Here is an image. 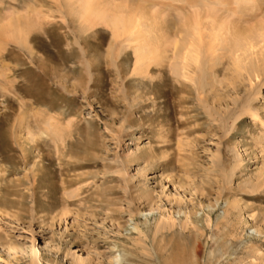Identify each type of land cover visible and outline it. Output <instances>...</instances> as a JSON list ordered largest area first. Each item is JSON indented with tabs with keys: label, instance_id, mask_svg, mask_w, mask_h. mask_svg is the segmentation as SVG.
I'll use <instances>...</instances> for the list:
<instances>
[{
	"label": "rangeland",
	"instance_id": "1",
	"mask_svg": "<svg viewBox=\"0 0 264 264\" xmlns=\"http://www.w3.org/2000/svg\"><path fill=\"white\" fill-rule=\"evenodd\" d=\"M239 1H95L119 36L0 0V264H264V0Z\"/></svg>",
	"mask_w": 264,
	"mask_h": 264
},
{
	"label": "bare ground",
	"instance_id": "2",
	"mask_svg": "<svg viewBox=\"0 0 264 264\" xmlns=\"http://www.w3.org/2000/svg\"><path fill=\"white\" fill-rule=\"evenodd\" d=\"M95 1H97L98 2V0H82V2H81V6L79 7V13H80V15H81V18H83L82 19V21L84 22V20L88 23V26L89 27H91L90 25H92V27H93V25L95 26V24H100V23H103V22H105V23H107L106 25H110V26H112L114 29H115V31H116V33H117V35H122V34H124V33H127V32H129L130 30H132V20L131 19H123V18H120V16H122V15H116V16H113L112 17V15H111V17H103V16H99L98 14V17H99V19H97V20H94V19H92V17H93V15H96L95 14V11L96 12H98L99 13V11H101L100 13L101 14H103V15H106V14H104V12L102 11V10H97V8L95 9V7H98L97 6V3L95 2ZM236 1V0H235ZM238 1V0H237ZM244 1H247V0H244ZM239 2H241V0L239 1ZM96 3V4H95ZM220 4V3H219ZM240 4V3H239ZM96 5V6H95ZM241 5V4H240ZM26 22V21H25ZM12 23H13V21H12ZM11 23V24H12ZM14 23H15V20H14ZM19 23H21V22H19ZM231 23V22H230ZM18 24V23H17ZM26 24V23H25ZM12 25H14V27L16 26V24H12ZM11 25V26H12ZM137 25H138V23H137ZM231 26H232V23L230 24ZM10 26V25H9ZM29 26V25H28ZM134 26V25H133ZM152 27H151V29L152 30H149V32L151 31V32H154L155 31V28H157L158 27V25H157V23H154V21H153V24L151 25ZM161 26V25H160ZM223 26V25H222ZM228 26V25H227ZM229 27L228 29H230L231 30V28L232 27ZM23 27H25V26H23ZM135 27V26H134ZM13 28V27H12ZM16 28V27H15ZM14 28V29H15ZM21 28H22V26H21ZM17 29V28H16ZM87 29H89V28H87ZM222 29H224V28H222ZM228 29H226V30H228ZM18 30H21V29H19L18 28ZM18 30H16V33H17V31ZM220 30H221V28H220ZM229 30V31H230ZM26 31V30H25ZM28 31V32H27ZM26 32H25V36L21 39V38H19L18 39V41H25L26 43H27V41H29V38H30V32L32 31V29H31V31L30 30H27ZM228 31V32H229ZM22 32H23V30H22ZM19 33V32H18ZM20 33H21V31H20ZM231 33H232V39L230 40V46H229V48L231 47L232 49H236V50H241L243 47H244V45H246V44H250L251 46L253 45V43H255V45H256V42H254L256 39H257V37L254 35L255 33H251V31H250V33L248 32H241L240 30H238V31H236L235 33H233L232 31H231ZM86 34V33H85ZM156 37V36H155ZM117 38V37H116ZM157 41H158V39H156ZM160 42V41H159ZM250 45H249V47H250ZM248 46V45H247ZM253 47V46H252ZM248 48V47H247ZM246 48V49H247ZM253 49V48H252Z\"/></svg>",
	"mask_w": 264,
	"mask_h": 264
}]
</instances>
